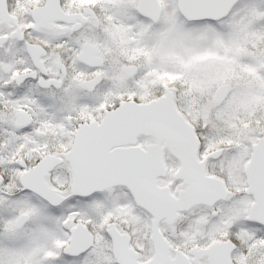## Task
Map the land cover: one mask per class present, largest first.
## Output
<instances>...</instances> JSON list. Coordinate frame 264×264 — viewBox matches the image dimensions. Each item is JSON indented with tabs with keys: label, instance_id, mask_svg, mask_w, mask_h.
I'll return each mask as SVG.
<instances>
[{
	"label": "snow or ice",
	"instance_id": "snow-or-ice-1",
	"mask_svg": "<svg viewBox=\"0 0 264 264\" xmlns=\"http://www.w3.org/2000/svg\"><path fill=\"white\" fill-rule=\"evenodd\" d=\"M0 264H264V0H0Z\"/></svg>",
	"mask_w": 264,
	"mask_h": 264
}]
</instances>
